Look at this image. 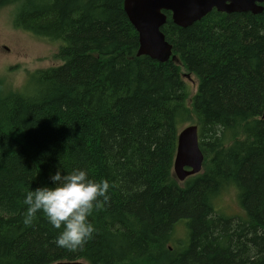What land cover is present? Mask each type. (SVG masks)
I'll use <instances>...</instances> for the list:
<instances>
[{
    "label": "trees",
    "instance_id": "obj_1",
    "mask_svg": "<svg viewBox=\"0 0 264 264\" xmlns=\"http://www.w3.org/2000/svg\"><path fill=\"white\" fill-rule=\"evenodd\" d=\"M14 2L16 25L62 42L63 62L30 73L20 90L0 82V264H264V10L214 9L187 27L166 12L177 63L138 54L124 0L0 8ZM185 72L198 79L191 98ZM192 123L205 167L180 185L178 135ZM58 168L112 186L75 251L54 243L61 229L41 213L23 224L25 190L51 185ZM230 190L241 212L216 203Z\"/></svg>",
    "mask_w": 264,
    "mask_h": 264
},
{
    "label": "water",
    "instance_id": "obj_2",
    "mask_svg": "<svg viewBox=\"0 0 264 264\" xmlns=\"http://www.w3.org/2000/svg\"><path fill=\"white\" fill-rule=\"evenodd\" d=\"M263 3L264 0H124V9L139 34L138 54L166 62L171 57L172 45L162 31L167 21L165 11H171L174 23L187 27L213 9L228 13L251 11L256 14L264 10ZM198 131L196 124H189L179 131L174 173L180 180L201 172L204 154ZM55 264L89 263L84 260H65Z\"/></svg>",
    "mask_w": 264,
    "mask_h": 264
},
{
    "label": "clouds",
    "instance_id": "obj_3",
    "mask_svg": "<svg viewBox=\"0 0 264 264\" xmlns=\"http://www.w3.org/2000/svg\"><path fill=\"white\" fill-rule=\"evenodd\" d=\"M51 185L25 190L23 224L30 226L41 213L55 229H61L54 243L75 251L91 239L96 231L90 217L101 210L110 198L108 180L90 178L85 169L62 172L49 177Z\"/></svg>",
    "mask_w": 264,
    "mask_h": 264
},
{
    "label": "rangeland",
    "instance_id": "obj_4",
    "mask_svg": "<svg viewBox=\"0 0 264 264\" xmlns=\"http://www.w3.org/2000/svg\"><path fill=\"white\" fill-rule=\"evenodd\" d=\"M18 10V2L0 8V82L5 92L22 89L28 75L35 70L58 66L63 62L56 56L59 52V43L62 42L48 40L16 25ZM183 77L189 85L191 98L198 90V79L187 72ZM191 102L189 99V103ZM204 167L203 163L201 172L204 171ZM178 181L180 185L185 183V179ZM216 203L220 208L227 206L231 213L241 212L233 190L219 196ZM188 233L186 234L183 225L176 230V237L183 240L182 248L187 246Z\"/></svg>",
    "mask_w": 264,
    "mask_h": 264
},
{
    "label": "flooded vegetation",
    "instance_id": "obj_5",
    "mask_svg": "<svg viewBox=\"0 0 264 264\" xmlns=\"http://www.w3.org/2000/svg\"><path fill=\"white\" fill-rule=\"evenodd\" d=\"M263 4H264V3H263ZM263 4H262V5H263ZM213 10H214V9H213ZM213 10H212V11H213ZM216 10H217V9H216ZM217 11H219V10H217ZM166 12H171V11H165V13H166ZM220 12H222V13H227V14H231V13H243V12H231V13H228V12H226V11H220ZM247 12H251V11H247ZM209 13H210V12H209ZM251 13H253V12H251ZM254 14H255V13H254ZM256 14H258V13H256ZM166 15H167V13H166ZM205 16H206V15H205ZM205 16H204V17H205ZM167 18H168V16H167ZM171 18H172V13H171ZM200 20H201V19H200ZM200 20H198V21H200ZM166 22H167V21H166ZM196 22H197V21H196ZM194 23H195V22H194ZM175 24H176V23H175ZM163 26H164V25H163ZM164 34H165V33H164ZM165 36H166V35H165ZM166 39H167V38H166ZM167 41H168V39H167ZM168 42H169V41H168ZM169 43H170V42H169ZM170 44H171V43H170ZM171 45H172V44H171ZM170 58H171L172 60H174V61H177V63H179V59L177 58V55L173 54V45H172V53H171V57H170ZM170 58H169V59H170ZM199 144H200V143H199ZM201 150H202V149H201ZM203 154H204V153H203ZM203 162H204V161H203ZM195 175H196V174H195ZM188 177H190V176H188ZM188 177H187V178H188ZM187 178H186V179H187ZM186 179H185V180H186Z\"/></svg>",
    "mask_w": 264,
    "mask_h": 264
},
{
    "label": "bare ground",
    "instance_id": "obj_6",
    "mask_svg": "<svg viewBox=\"0 0 264 264\" xmlns=\"http://www.w3.org/2000/svg\"><path fill=\"white\" fill-rule=\"evenodd\" d=\"M55 264V263H54Z\"/></svg>",
    "mask_w": 264,
    "mask_h": 264
}]
</instances>
